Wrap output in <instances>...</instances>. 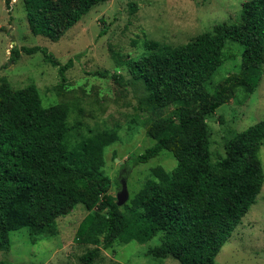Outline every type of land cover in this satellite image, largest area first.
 I'll use <instances>...</instances> for the list:
<instances>
[{
  "label": "trees",
  "instance_id": "1",
  "mask_svg": "<svg viewBox=\"0 0 264 264\" xmlns=\"http://www.w3.org/2000/svg\"><path fill=\"white\" fill-rule=\"evenodd\" d=\"M22 2L32 33L55 42L107 0ZM228 42L242 49L240 69L211 88ZM37 52L59 68L65 82L72 60L63 65L44 48H12L10 62ZM128 73L145 83L156 103L145 123L155 144L130 160L147 164L167 151L177 165L170 171L153 168L123 207L110 195L113 182L105 172V150L119 141L117 131L83 133L80 123L70 125L67 104L45 107L35 84L15 90L0 78V250H8L10 234L23 228L33 243L55 236L59 218L98 196L97 207L76 232V242L90 247L81 257L83 264H93L124 235L125 242H149L163 218L161 243L149 249L151 256L215 264L264 185L258 154L264 120L236 133L218 159L212 157L208 123L238 89L253 94L263 78L264 0L244 2L237 23L222 22L187 43L151 42L148 53L128 63Z\"/></svg>",
  "mask_w": 264,
  "mask_h": 264
},
{
  "label": "rangeland",
  "instance_id": "2",
  "mask_svg": "<svg viewBox=\"0 0 264 264\" xmlns=\"http://www.w3.org/2000/svg\"><path fill=\"white\" fill-rule=\"evenodd\" d=\"M247 1L107 0L95 5L81 22L54 42L32 33L22 0H0V78L15 90L35 84L45 107L67 104L70 125L80 123L78 128L83 133L116 130L119 141L105 150V172L113 182L110 195L116 197L121 182L126 180L132 198L144 187L153 168L162 166L170 171L177 162L167 151L147 164L135 165L130 160L155 144L145 123L156 103L145 83L130 76L128 63L148 53L153 41L176 46L212 31L222 22L237 23ZM21 47L44 48L63 65L72 60L66 81L42 52L22 53L17 62H10L11 49ZM241 52L238 44L227 43L225 62L213 76L211 88L239 71ZM263 120L264 75L253 94L238 89L233 100L208 118L212 157L224 156L225 143ZM258 154L264 170V145ZM100 200L93 196L59 218L58 233L51 238L33 243L28 229L12 232L10 248L0 250V264H83L81 257L90 247L76 242V232ZM163 220L155 225L149 242H125L124 235L113 249H103L93 264H181L173 257L158 259L148 253L161 243L159 226ZM215 264H264V185Z\"/></svg>",
  "mask_w": 264,
  "mask_h": 264
},
{
  "label": "water",
  "instance_id": "3",
  "mask_svg": "<svg viewBox=\"0 0 264 264\" xmlns=\"http://www.w3.org/2000/svg\"><path fill=\"white\" fill-rule=\"evenodd\" d=\"M129 199H130V194H129L127 182H126V180H123L121 182V189L117 193V196H116L117 205L119 207H123L124 205L127 204V202L129 201Z\"/></svg>",
  "mask_w": 264,
  "mask_h": 264
}]
</instances>
